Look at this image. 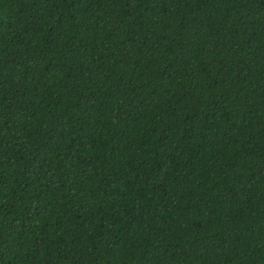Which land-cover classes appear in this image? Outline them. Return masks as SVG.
<instances>
[{"label":"trees","instance_id":"16d2710c","mask_svg":"<svg viewBox=\"0 0 264 264\" xmlns=\"http://www.w3.org/2000/svg\"><path fill=\"white\" fill-rule=\"evenodd\" d=\"M0 264H264V0H0Z\"/></svg>","mask_w":264,"mask_h":264}]
</instances>
